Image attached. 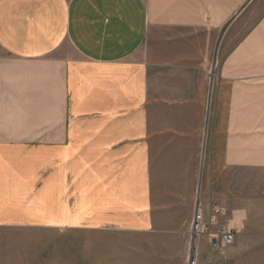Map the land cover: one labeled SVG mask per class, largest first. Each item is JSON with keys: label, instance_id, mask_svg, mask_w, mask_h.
I'll list each match as a JSON object with an SVG mask.
<instances>
[{"label": "crops", "instance_id": "crops-1", "mask_svg": "<svg viewBox=\"0 0 264 264\" xmlns=\"http://www.w3.org/2000/svg\"><path fill=\"white\" fill-rule=\"evenodd\" d=\"M240 186L264 188V0H0V264H183L196 206L247 219Z\"/></svg>", "mask_w": 264, "mask_h": 264}, {"label": "rangeland", "instance_id": "rangeland-1", "mask_svg": "<svg viewBox=\"0 0 264 264\" xmlns=\"http://www.w3.org/2000/svg\"><path fill=\"white\" fill-rule=\"evenodd\" d=\"M68 50L67 48H65ZM216 108L209 107L208 116L213 119ZM219 111V108L217 109ZM220 129V124L208 122V133ZM255 187H260L255 184ZM239 205L243 208L242 214H247V219L235 229L234 242L224 251L222 257L231 258L230 264H264V188L263 191L252 193L251 187L240 186ZM246 220V221H244ZM186 247V240L184 241ZM192 248V247H191ZM182 251L179 255L184 264L185 255Z\"/></svg>", "mask_w": 264, "mask_h": 264}, {"label": "built area", "instance_id": "built-area-1", "mask_svg": "<svg viewBox=\"0 0 264 264\" xmlns=\"http://www.w3.org/2000/svg\"><path fill=\"white\" fill-rule=\"evenodd\" d=\"M220 212V207L213 205L210 208L209 214L205 216L201 208L196 206L186 236L184 264H195V241L201 235L208 236L212 250L218 252L226 250L234 242L235 230L216 228L214 226Z\"/></svg>", "mask_w": 264, "mask_h": 264}]
</instances>
